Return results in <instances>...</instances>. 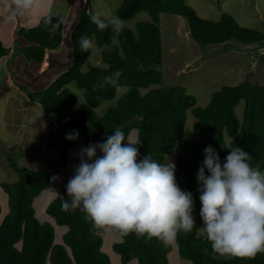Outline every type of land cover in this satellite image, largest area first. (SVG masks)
Returning a JSON list of instances; mask_svg holds the SVG:
<instances>
[{"label":"trees","instance_id":"obj_1","mask_svg":"<svg viewBox=\"0 0 264 264\" xmlns=\"http://www.w3.org/2000/svg\"><path fill=\"white\" fill-rule=\"evenodd\" d=\"M90 11L86 7L80 11L71 32L72 66L48 89L30 93L43 109L50 135L46 148L54 154L58 164L66 166L69 149L75 144V140L66 139L67 134L77 131L86 147L106 141L119 127L125 133V144L128 139L141 140L135 145L140 158L150 154L163 163L174 154L171 161L176 165V180L182 190L193 195L195 220L193 231L180 232L174 241L179 255L193 264H264V253L254 258L220 257L212 252L205 237L197 235L201 220L197 172L206 146L211 145L217 151L221 162L230 153V149L224 147L226 144L240 147L252 156L250 163L264 171V85L247 80L236 86H225L212 94L204 108L196 106L195 97L188 94L186 88L160 85L164 73L160 19L163 14L185 18L191 36L201 46L232 40L246 45L262 43L264 32L241 26L226 13L218 21L204 19L186 0H122L115 15L121 20H130L142 12L151 17V21L137 24V34L129 28H122L119 33L111 27L101 30L92 23L91 17L96 13ZM62 31L60 17L44 16L32 28L20 30L29 43L20 53L28 60L41 63L45 50L60 48ZM81 36L92 39L99 48L104 44L112 45L111 51H101V67L82 72V64L89 54L80 49ZM8 53L9 49L0 41V58ZM117 71L119 87L105 79ZM75 88L83 90L84 102L79 101ZM107 101L113 103L104 112L98 111ZM241 103L243 108L239 115L236 108ZM189 110L196 119L194 128L203 133L201 141L184 139ZM133 131L135 139H131ZM100 155L98 151L97 156ZM75 164H79L78 156ZM13 169L17 180L2 184L8 194L9 208L0 224V264H112L111 257L103 250L105 229L95 228L80 209L62 210L63 201L68 199L66 194L58 196L46 209L57 225L67 228L61 241H56L51 221H40L33 207L34 200L52 185L51 177L14 163ZM2 214L0 205V216ZM110 230L121 237L112 248L123 264L133 261L135 264H169L172 244Z\"/></svg>","mask_w":264,"mask_h":264},{"label":"rangeland","instance_id":"obj_2","mask_svg":"<svg viewBox=\"0 0 264 264\" xmlns=\"http://www.w3.org/2000/svg\"><path fill=\"white\" fill-rule=\"evenodd\" d=\"M121 3L122 0H35L31 10L17 14L14 20L9 21V10H6L5 0H0V41L9 49V58L5 66V72L8 70L7 77L4 79L3 75L0 76V85L3 87L2 91L0 90V204L3 212L0 224L4 211L9 208L7 193L2 184L17 180L13 169L14 163L27 169L42 171L51 178L54 175L59 177L34 200L33 207L40 221H51L56 241H61V235L67 228L57 225L47 215L46 209L58 196L67 195L66 185L75 174V158L81 148L85 147V142L84 138L76 139L73 147L69 149L68 164L66 166L58 164L54 155L52 156L53 153L45 147L50 135L42 106L30 96V93L48 89L72 66L71 32L84 7L90 9V13L93 10L96 14H101V18L104 19L115 16ZM186 3L204 19L218 21L226 13L241 26L264 32V0H186ZM47 15L58 16L63 20V41L60 48L45 50L43 61L38 64L20 53V50L29 46L27 40L21 36L20 30L32 28ZM160 20L164 69L160 85L186 88L187 93L195 97L196 106L201 108L209 104L213 93L225 86H236L247 80L264 85V42L245 45L232 40L229 44L201 46L191 36L185 18L163 14ZM122 21L123 28H129L137 34V24L151 21V17L147 12H142L130 20ZM87 59L82 64V72L103 65L101 51L95 52L90 64L86 66ZM74 90L79 101L84 102L83 90L77 88ZM112 103L113 101L102 103L98 111L104 112ZM242 108L243 103L237 106L236 113L241 115ZM195 121L189 110L184 127V139L192 141L203 139V133L193 126ZM135 136L136 132L133 131L131 139H135ZM173 155L168 157V160L171 161ZM205 171L207 174V170ZM198 223L201 228L202 219ZM102 237L103 250L111 257V263L123 264L120 256L112 248L115 242L121 241V237L110 229L105 230ZM171 244L169 264H193L179 255L174 242ZM135 263L136 261L131 262Z\"/></svg>","mask_w":264,"mask_h":264},{"label":"clouds","instance_id":"obj_3","mask_svg":"<svg viewBox=\"0 0 264 264\" xmlns=\"http://www.w3.org/2000/svg\"><path fill=\"white\" fill-rule=\"evenodd\" d=\"M34 4L35 0H5L8 20L31 10ZM91 21L101 30L111 27L116 33L124 26L118 16L102 19L99 13ZM79 43L81 51L89 54L86 66L95 52L111 51L112 47L104 44L98 48L87 36H81ZM119 76L117 71L105 79L119 87ZM78 136L73 130L66 139ZM124 141L125 133L117 127L106 141L81 148L75 174L66 185L68 199L62 210L80 209L97 229L110 228L125 236L134 233L165 245L173 243L180 232L191 233L195 226L193 195L177 183L175 163L168 158L161 163L150 154L140 158L135 145L141 140ZM224 147L230 149L224 162L211 145L204 149L197 172L199 215L204 226L197 229V235L205 237L220 257L254 258L264 253V171L250 163L252 156L242 148ZM98 151L102 155L97 156ZM51 179L55 182L59 177Z\"/></svg>","mask_w":264,"mask_h":264},{"label":"crops","instance_id":"obj_4","mask_svg":"<svg viewBox=\"0 0 264 264\" xmlns=\"http://www.w3.org/2000/svg\"><path fill=\"white\" fill-rule=\"evenodd\" d=\"M8 55L7 56H5V57H1L0 58V76L1 75H3V78L5 79L7 76H6V74H7V72H8V70L5 72V66H6V64H7V60H8ZM6 84V83H5ZM0 87H1V85H0ZM2 88L3 87H1L0 88V90L2 91ZM53 156V155H52Z\"/></svg>","mask_w":264,"mask_h":264},{"label":"bare ground","instance_id":"obj_5","mask_svg":"<svg viewBox=\"0 0 264 264\" xmlns=\"http://www.w3.org/2000/svg\"><path fill=\"white\" fill-rule=\"evenodd\" d=\"M44 66V65H43Z\"/></svg>","mask_w":264,"mask_h":264}]
</instances>
